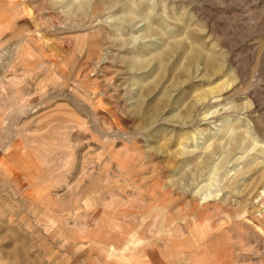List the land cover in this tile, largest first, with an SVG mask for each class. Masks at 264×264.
<instances>
[{
  "label": "rangeland",
  "instance_id": "obj_1",
  "mask_svg": "<svg viewBox=\"0 0 264 264\" xmlns=\"http://www.w3.org/2000/svg\"><path fill=\"white\" fill-rule=\"evenodd\" d=\"M116 258L264 264V0H0V264Z\"/></svg>",
  "mask_w": 264,
  "mask_h": 264
},
{
  "label": "crops",
  "instance_id": "obj_2",
  "mask_svg": "<svg viewBox=\"0 0 264 264\" xmlns=\"http://www.w3.org/2000/svg\"><path fill=\"white\" fill-rule=\"evenodd\" d=\"M115 255V254H114ZM113 261H110V263L112 264H124V261H121L119 258H116V259H112ZM120 260V261H119ZM122 262V263H121Z\"/></svg>",
  "mask_w": 264,
  "mask_h": 264
},
{
  "label": "bare ground",
  "instance_id": "obj_3",
  "mask_svg": "<svg viewBox=\"0 0 264 264\" xmlns=\"http://www.w3.org/2000/svg\"><path fill=\"white\" fill-rule=\"evenodd\" d=\"M77 224H78V223H77ZM81 224H82V223H81ZM75 226H76V225H75ZM79 226H80V224H79ZM262 232H263V231H262ZM110 234H111V233H110ZM110 234H109V236H110ZM111 235H112V234H111ZM107 236H108V235H107ZM109 236H108V238H109ZM104 238H105V237H104ZM106 238H107V237H106ZM106 238H105V239H106ZM110 238H111V237H110ZM112 238H113V236H112ZM105 239H104V240H105ZM104 240H103V241H104ZM106 240H107V239H106ZM112 240H113V239H112ZM108 241H109V240H108ZM113 241H115V240H113ZM110 242H112V241H110ZM107 243H109V242H107ZM126 249H127V248H126ZM111 250H112V251H115L116 249L112 246ZM109 253H110V252H109ZM111 253H112V252H111ZM113 253H114V252H113ZM221 262H222V261H221ZM226 263H227V262H226ZM124 264H126V263H124ZM224 264H225V262H224Z\"/></svg>",
  "mask_w": 264,
  "mask_h": 264
}]
</instances>
